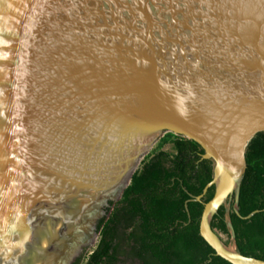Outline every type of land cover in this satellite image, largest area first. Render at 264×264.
Here are the masks:
<instances>
[{"label":"water","instance_id":"obj_1","mask_svg":"<svg viewBox=\"0 0 264 264\" xmlns=\"http://www.w3.org/2000/svg\"><path fill=\"white\" fill-rule=\"evenodd\" d=\"M201 147L200 235L241 255L246 151L264 133V0H0V264H71L94 246L166 134ZM225 208L230 244L211 227ZM259 211L244 219H250Z\"/></svg>","mask_w":264,"mask_h":264},{"label":"trees","instance_id":"obj_2","mask_svg":"<svg viewBox=\"0 0 264 264\" xmlns=\"http://www.w3.org/2000/svg\"><path fill=\"white\" fill-rule=\"evenodd\" d=\"M172 144L173 153L163 151ZM196 143L169 133L164 135L144 159L113 206L101 229L97 248L85 264H230L218 257L200 235L204 204L215 192L210 188L201 202H190L212 181L214 163L203 160ZM247 168L240 185L239 215L232 206L230 221L237 251L264 261V133L250 142ZM259 211L250 219H244ZM103 225V221L100 227ZM211 227L227 238L230 232L221 207Z\"/></svg>","mask_w":264,"mask_h":264},{"label":"flooded vegetation","instance_id":"obj_3","mask_svg":"<svg viewBox=\"0 0 264 264\" xmlns=\"http://www.w3.org/2000/svg\"><path fill=\"white\" fill-rule=\"evenodd\" d=\"M178 138L186 139V138H182V137H178ZM112 210L111 211L109 210L108 212H110V214H111ZM109 217H110V215L108 216V218H104V219L100 220V222L98 223L97 230L99 231V237L96 240L94 246L91 247V248H84L83 251L80 253V255L71 264H85V262L87 261L89 255H91L92 252L97 248V245H98L99 239H100L101 229L104 226V224L107 222ZM102 221H103V225L101 226V228H99Z\"/></svg>","mask_w":264,"mask_h":264},{"label":"rangeland","instance_id":"obj_4","mask_svg":"<svg viewBox=\"0 0 264 264\" xmlns=\"http://www.w3.org/2000/svg\"><path fill=\"white\" fill-rule=\"evenodd\" d=\"M162 150L167 152V153H173L174 152L173 146L170 143L165 145ZM221 237H222L223 241L227 240V238L225 236H221Z\"/></svg>","mask_w":264,"mask_h":264}]
</instances>
